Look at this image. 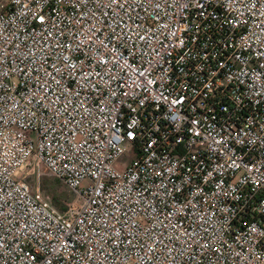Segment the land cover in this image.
<instances>
[{"label": "built area", "instance_id": "built-area-1", "mask_svg": "<svg viewBox=\"0 0 264 264\" xmlns=\"http://www.w3.org/2000/svg\"><path fill=\"white\" fill-rule=\"evenodd\" d=\"M0 264H264V0H0Z\"/></svg>", "mask_w": 264, "mask_h": 264}, {"label": "rangeland", "instance_id": "rangeland-1", "mask_svg": "<svg viewBox=\"0 0 264 264\" xmlns=\"http://www.w3.org/2000/svg\"><path fill=\"white\" fill-rule=\"evenodd\" d=\"M133 151L125 152L119 163L126 164L131 158ZM30 177H34L30 175ZM35 178V177H34ZM39 190L48 198L51 205L57 210H65L72 203L74 194L59 179L51 175H43L39 180Z\"/></svg>", "mask_w": 264, "mask_h": 264}]
</instances>
